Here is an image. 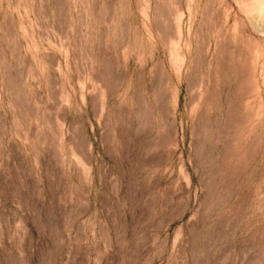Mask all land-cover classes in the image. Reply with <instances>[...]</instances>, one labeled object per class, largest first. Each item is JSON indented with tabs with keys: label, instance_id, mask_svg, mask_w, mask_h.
<instances>
[{
	"label": "rangeland",
	"instance_id": "obj_1",
	"mask_svg": "<svg viewBox=\"0 0 264 264\" xmlns=\"http://www.w3.org/2000/svg\"><path fill=\"white\" fill-rule=\"evenodd\" d=\"M0 264H264V0H0Z\"/></svg>",
	"mask_w": 264,
	"mask_h": 264
}]
</instances>
